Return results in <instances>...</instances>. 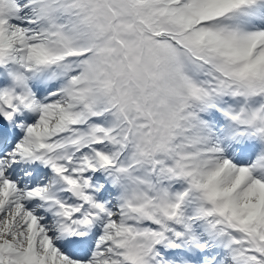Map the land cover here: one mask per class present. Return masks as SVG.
Segmentation results:
<instances>
[{
    "label": "snow or ice",
    "instance_id": "snow-or-ice-1",
    "mask_svg": "<svg viewBox=\"0 0 264 264\" xmlns=\"http://www.w3.org/2000/svg\"><path fill=\"white\" fill-rule=\"evenodd\" d=\"M0 264H264V0H0Z\"/></svg>",
    "mask_w": 264,
    "mask_h": 264
}]
</instances>
